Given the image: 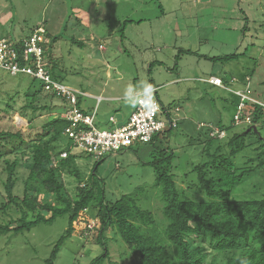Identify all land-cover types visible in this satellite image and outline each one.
Returning a JSON list of instances; mask_svg holds the SVG:
<instances>
[{
	"label": "rangeland",
	"instance_id": "obj_1",
	"mask_svg": "<svg viewBox=\"0 0 264 264\" xmlns=\"http://www.w3.org/2000/svg\"><path fill=\"white\" fill-rule=\"evenodd\" d=\"M167 1L0 0V39L20 41L39 25H44L51 36L62 34L49 46L57 60L58 81L87 93L89 96L82 95L80 106L89 112L98 103L94 122L98 128L112 127L108 121L110 115L118 124L126 121L135 96L145 91L144 85L157 88L158 100L176 119L177 125L155 134L153 141H136L121 151L107 153L93 170L97 158L74 147L68 148L71 143L64 135L56 145L58 150L67 148L78 156L76 165L85 178L94 173L93 178L104 189L107 200L131 194L141 187L139 205L151 210L158 223L164 222V217L159 188L154 187L155 167H167L174 175L177 187L190 199L207 200L204 193L190 189V185L196 183L192 166L206 160V153H214L219 146V153L226 152L223 141L248 128L244 122H233L239 97L232 90H244L248 83L247 93L264 101V0H221V4L216 2L206 7H196V4L182 0L178 12H173ZM159 3L164 9L161 16ZM127 19L143 22L127 23L123 29L122 23ZM63 25L65 30H62ZM72 36L83 45L72 44L68 40ZM178 50L192 53H180L176 58ZM234 52L241 53V57L230 61L208 58ZM210 76L221 77L232 90L199 80ZM40 87L38 79L32 80L23 74L11 76L0 68L1 130H20L27 134L30 125V133L34 135L45 120L65 111L62 100L53 99L45 91L33 97L32 93ZM100 96L102 99L98 102ZM32 99L35 105L57 106L49 113L32 112L26 108ZM7 103L11 108L6 106ZM219 125L225 128L223 139L214 137L216 140H212L207 148L210 128ZM258 139L264 143L263 124L257 126V133L246 135L245 148L233 158L238 168L245 167L247 158H255ZM15 145L17 140L0 138V152H9L7 157L10 159L15 155L10 153ZM23 149L24 146L17 150ZM171 152L174 155L169 166L168 159L161 157ZM256 164L254 159L247 165ZM18 175L19 189L14 192L21 195L25 169L19 167ZM5 178L4 163L0 160V203ZM61 179L69 195L75 197L79 185L76 177L64 173ZM263 194L264 165L257 166L236 184L228 200L258 199ZM39 199L53 204L58 202L53 195L45 193H41ZM41 212L48 216V211ZM95 214L96 209L92 208L81 214L82 218L92 217L87 231L84 235L73 231L60 247L53 264L136 263L138 257L123 243L115 229H106V240L97 242L100 222ZM18 216L20 214L12 208L7 214L0 212V222ZM15 225L14 222L12 227ZM81 225L75 221L74 230L82 228ZM67 228L68 215L64 214L50 224L41 222L18 234L1 235L0 264H44L53 245ZM194 247L205 255L204 264L225 263V253L212 248L208 235H201ZM106 251V258H96Z\"/></svg>",
	"mask_w": 264,
	"mask_h": 264
},
{
	"label": "trees",
	"instance_id": "obj_2",
	"mask_svg": "<svg viewBox=\"0 0 264 264\" xmlns=\"http://www.w3.org/2000/svg\"><path fill=\"white\" fill-rule=\"evenodd\" d=\"M158 6L160 8V5ZM141 21L124 20L123 29L127 23H140ZM65 27L63 25L62 30H65ZM60 36H62L61 33L51 36L47 30L45 33L44 57L47 60L51 77L56 81L60 79L58 73H55L58 64L49 46ZM68 40L79 47L83 45L82 41L73 36ZM184 52L192 53L189 50H178L176 58ZM241 55V53L234 52L208 58L214 61H230L237 60ZM41 91H44L42 83L40 89L32 93L33 97ZM45 92L53 99L62 100L65 110L69 107L68 100L56 97L54 93ZM81 97V94H77L79 107ZM33 100L26 107L32 112L49 113L57 106L35 105L36 102L34 103ZM245 103L248 112L252 115L253 124L247 125V129L241 133H233L223 141L226 152L219 153V146L214 153H206L208 156L206 160L192 166L191 172L195 174L196 183L193 186L190 185V189L204 193L207 200L190 199L184 190L177 187L174 175L167 167H155L154 187L159 188V197L163 202L164 222L160 223L155 221L151 210L139 205V196L143 191L141 187H137L131 194H124L115 200H107L104 196V189L93 178L94 173H90L85 178L80 172L76 165L78 156L67 148L58 150L56 142L60 136H63L62 132L68 124L65 118L58 115L48 118L42 123L40 131L34 135L30 133L32 132L30 125L27 134L20 130L3 131L0 129V138H8L12 142L17 140V145L10 150V153L15 154L13 158L7 157L9 152H0V160L4 163L6 171L0 212L7 214L13 208L20 214L15 219L0 222V236L21 233L41 222L50 224L57 216L67 214L68 228L53 245L49 257L44 262V264H53L60 247L73 231L80 235L85 234L92 217L82 218L81 214L86 209L92 208L96 209L95 218L100 222L97 242L103 243L106 240L104 236L106 229H115L123 243L138 257L135 264H204L205 255L198 247H194L201 235H208L212 248L225 253L224 264H264V194L258 199L228 200L236 184L252 173L257 166L264 165V143L259 142L261 139H258L259 144L256 147L257 152L254 158L257 160L256 166L247 165L254 161L253 158H247L244 162L245 167L243 166L242 169L238 168L233 161L235 155L245 148L246 135L251 132L257 133V126L264 125V111L263 119H261L262 108L249 101ZM6 106L11 108L9 103ZM82 111L89 113L84 109ZM172 128H166L165 131ZM218 128L225 130L221 125ZM214 139L216 140L209 135L207 148ZM22 146L24 149L18 152L17 149ZM68 148H70L69 143ZM63 152H67L66 157H61ZM173 155L171 152L168 156L161 158L168 159L170 166ZM101 158L97 159L92 170ZM19 167L26 171L25 178L21 179V195L14 192L16 188L19 189ZM64 173L78 180L79 185L76 188L75 197H71L65 188L61 179ZM41 193L53 195L58 201L57 204L46 200L40 201ZM41 210L48 211V216L43 215ZM30 216L32 218H29ZM75 221L82 224V228L74 230ZM14 222L16 225L12 227ZM107 256L106 251L96 258L104 259Z\"/></svg>",
	"mask_w": 264,
	"mask_h": 264
},
{
	"label": "built area",
	"instance_id": "obj_3",
	"mask_svg": "<svg viewBox=\"0 0 264 264\" xmlns=\"http://www.w3.org/2000/svg\"><path fill=\"white\" fill-rule=\"evenodd\" d=\"M45 33L46 28L44 25H39L20 41L13 42L7 38H1L0 68L11 76L23 74L38 79L42 83L44 91L54 93L56 97L68 100L69 107L63 113L55 114V116L58 115L68 121L62 133L69 139L70 147L99 159L107 153H116L130 147L136 141L150 142L155 134L177 125L176 119L170 116L168 110L158 100L156 88L151 87L150 92L142 91L135 96V106L126 121L118 124L116 119L110 116L108 121L112 127L108 129L98 128L94 123L98 103L91 112L84 113L77 104V94H86L51 77L47 60L44 57ZM199 80L232 90L218 76H210ZM232 91L239 97L233 116L234 124L242 122L247 125L253 124L252 115L248 112L245 101L258 104L262 108L261 119H263L264 101L258 100L247 93L248 83H246L244 90ZM209 135L221 139L224 130L211 127ZM66 154L67 152H63L61 157H66Z\"/></svg>",
	"mask_w": 264,
	"mask_h": 264
},
{
	"label": "crops",
	"instance_id": "obj_4",
	"mask_svg": "<svg viewBox=\"0 0 264 264\" xmlns=\"http://www.w3.org/2000/svg\"><path fill=\"white\" fill-rule=\"evenodd\" d=\"M184 2H189V4L191 3V4H196V7L197 6H204V7H206V6H209V5H211V4H215L216 2L217 3H222V1L221 0H185ZM168 5H169V8L171 9V10H173V12H178V11H180L181 10V6H182V3H183V1L182 0H168L167 2H166ZM159 5H160V8H159V6H157L158 7V9H159V12H160V16L163 14V12H164V9H163V7L161 6V3H159ZM243 18H244V16H243ZM143 22V20L140 22V23H142ZM48 32V31H47ZM219 77V76H218ZM207 83V82H206ZM207 84H209V83H207ZM209 85H212V84H209ZM213 86V85H212ZM152 87H154V86H152ZM154 88H156V87H154ZM157 89V88H156ZM157 91V90H156ZM85 94H87V93H85ZM88 95V94H87ZM89 96V95H88ZM91 97H93V98H95L94 96H91ZM99 99H102V97L100 96V97H98ZM110 99H112V97L110 98ZM80 104H81V102H80ZM134 106H135V103H134ZM134 106H133V108H134ZM81 107V106H80ZM82 109H84V110H86V111H88L87 109H85V108H83V107H81ZM94 108V107H93ZM92 108V109H93ZM133 110V109H132ZM110 116H113V115H110ZM109 116V117H110ZM109 119V118H108ZM124 122V121H123ZM119 123V122H118Z\"/></svg>",
	"mask_w": 264,
	"mask_h": 264
},
{
	"label": "clouds",
	"instance_id": "obj_5",
	"mask_svg": "<svg viewBox=\"0 0 264 264\" xmlns=\"http://www.w3.org/2000/svg\"><path fill=\"white\" fill-rule=\"evenodd\" d=\"M144 88H145V92H150L151 91V88L148 85H144ZM125 95L127 96V92L125 93Z\"/></svg>",
	"mask_w": 264,
	"mask_h": 264
},
{
	"label": "water",
	"instance_id": "obj_6",
	"mask_svg": "<svg viewBox=\"0 0 264 264\" xmlns=\"http://www.w3.org/2000/svg\"><path fill=\"white\" fill-rule=\"evenodd\" d=\"M253 130L255 131V128H253Z\"/></svg>",
	"mask_w": 264,
	"mask_h": 264
}]
</instances>
